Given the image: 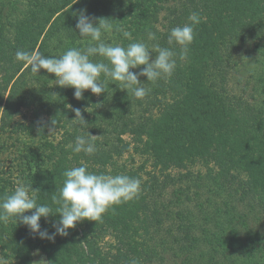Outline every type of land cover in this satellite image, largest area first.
<instances>
[{"label":"trees","instance_id":"obj_1","mask_svg":"<svg viewBox=\"0 0 264 264\" xmlns=\"http://www.w3.org/2000/svg\"><path fill=\"white\" fill-rule=\"evenodd\" d=\"M99 1H92L94 5L90 10L97 12L95 17L112 19L114 25L131 32L133 41L159 43L162 47H168L170 29L188 23L190 13L197 12L201 18L206 16V20L201 21L202 26L214 23L220 37L223 36L225 54L220 55L218 51L211 56L213 63H206L212 66V73L219 76L220 105H229L232 111L237 108L247 110L246 117L253 128L257 131L264 129L263 76L256 79L257 86L252 81L234 80L231 70L236 64L229 63L232 53L238 49L242 54L257 53L261 56L258 62L264 63V3L259 0H105L103 4ZM33 2L36 9L32 16L36 25L23 20L8 35L0 26L1 131L4 134L16 124L18 129L14 132L25 127L30 135L34 130L44 138L46 125L34 127L37 123H33L27 127L18 120V116L24 114L23 108H27L36 116L44 113L51 115L49 123L54 119L55 128L62 129V136H65L58 147H66L70 142L74 145L81 125L71 120L75 118L72 109H80L88 123L83 127L82 134L92 124L88 132L95 136L98 149L95 155L82 153L80 157L95 173L126 174L141 180L135 204H140L142 218L139 222L144 221V224L140 231L131 234L126 230L125 221L102 216L97 221L79 222L75 228L68 230L67 236L56 235L52 241L40 239L23 224L0 222V256L8 259L15 253L18 263L25 264L32 250L41 249L47 254L49 264H131L133 260L139 264H156V261L160 264H189L193 258L209 264H264V202L258 198L262 196V183L254 178L258 175L257 171L252 173L254 163L243 156L241 163H236L232 155L224 156L232 140H223V148L220 142L223 138L220 137L215 140L219 147L216 152L202 153L193 160L205 169L197 174L188 170L176 175L172 173L174 166L188 165L177 158L179 152L173 146L168 145L165 150L156 145L160 136L158 130L171 118L186 88L192 84L191 77L196 68L192 69L189 62L196 47L199 50L200 45L201 49L212 52L208 47V42L211 43L209 37L199 36L195 30L187 59L178 65L172 77L155 84H145L144 87L150 89L148 95L144 99L130 96L126 106L116 93L108 101L94 102L92 105H97L98 111L92 114L94 121H91L90 113L86 112L90 104L88 97L85 98L88 101L78 100L70 88H61L55 82L52 84L55 76L46 70L44 72L48 75L40 73L33 77L30 66L15 58L18 49L32 52L38 48L37 53L56 56L72 46H83L76 29L77 17L71 12L65 11L45 34L44 28L39 30L38 20L44 15V8L55 4L62 7L66 0ZM82 2L86 5L90 1ZM112 7L114 10H111ZM148 30L156 32L157 41H147ZM105 39L107 42L115 40L124 46L131 42L117 32ZM206 60L210 62V58ZM132 71L139 72L140 69ZM28 74L32 76L27 77ZM140 80L147 82L146 77H140ZM113 100L116 103L113 104ZM68 123L69 128L66 127ZM126 132L129 140L123 138ZM178 137L181 142L182 135ZM50 145L52 147L53 144ZM47 150H43L48 152L46 157L42 155L45 162L35 171L29 165L31 161L20 162L18 166L25 165L22 171L27 173L21 175L24 183L38 189V203L49 205L56 213L58 206L52 200L57 191L52 178L55 157L51 153L53 149ZM129 151L140 154L145 163L137 169L121 165L118 157ZM76 155L73 163L78 159L79 154ZM148 161L152 165L150 170L147 169ZM259 162L264 165V160ZM241 165L243 169L238 167ZM244 169H248L247 177H244ZM7 174L5 165L0 164V196L10 194L17 186L7 180ZM188 182L194 183L198 190H193ZM117 211L123 216L121 208ZM58 219V214L47 219L42 217V230L53 233L52 224ZM103 235L113 237L114 242L105 243L112 250L102 246ZM12 246H15L13 253L7 251ZM169 259L170 263H167Z\"/></svg>","mask_w":264,"mask_h":264},{"label":"rangeland","instance_id":"obj_2","mask_svg":"<svg viewBox=\"0 0 264 264\" xmlns=\"http://www.w3.org/2000/svg\"><path fill=\"white\" fill-rule=\"evenodd\" d=\"M82 1L83 0H66L62 7L55 4L54 6L49 5L44 8L42 12L44 15L42 16L41 20H38L40 23L39 30L44 28L45 32H43L45 34L51 24L65 11H68L69 13L71 12L73 15L74 13L81 11V9H86L90 16H95L97 12H94V10L91 11L94 5L92 3L93 0H88V2H90L86 3V5L81 4ZM101 1L104 2L103 4L106 2L105 0H100L99 2ZM259 1L264 3V0ZM34 4L35 2H33V0H0V26L4 28V31L7 35L13 33L15 31V27L23 20H28L30 24L33 22V24L36 25V22H34L32 16L33 11L36 9ZM104 6L108 7L109 5ZM78 7H81V9ZM111 10H114V8L112 7ZM112 12L114 13V11ZM205 17L206 16L202 17V22ZM202 22L195 27V30H197V33L199 32V36L209 37L211 43L208 42V47L212 52L210 53L206 49H201L200 45H198L199 50L196 47V50L193 52L194 54L192 60L189 62V65L192 66V69L196 68V72H194L193 76L191 77L192 84L186 88V93L183 94L180 102H178L179 104H177L176 108L173 110L171 118L168 119V122L165 123L162 129L158 130L160 132V136L158 141H156V145H161V147L165 148V150L168 149V145L173 146L174 149L178 150L179 152L177 158L181 159L186 163V165H188L187 167H178V165L174 166L172 168V173L177 175L179 172L181 173L192 170L194 174H197L201 169L205 168L199 164V162L193 161L195 157L197 159L202 153L211 154L216 152V150L219 148L216 145V138H223L220 141L222 146L223 140L231 139L232 143H229V146L223 155H232V157L236 160V163L242 162L240 160L241 156L246 157L248 161L254 163V166H252L254 167V169H252V173L253 171H257L258 175L254 178H257L262 183V189L260 190L262 192V196H259L258 198L264 202V165L259 162L260 160H264V129L257 131L253 128L251 124L252 122L246 117L247 110H241L240 108H237L232 111L231 106L229 107V105H220V91L219 87H217L219 84V76L213 74L212 66L206 65V63L212 64L213 60L211 56L218 51L220 55L225 54L223 36L220 37L219 29L217 28L216 24L208 23V26L206 25L203 27ZM37 50L38 48L35 49L34 52L37 53ZM231 56L232 57L229 63L232 61L236 64V66H234L231 70V73L235 75L234 80L241 79L245 81H252L253 85L257 86L256 79L261 78V76L264 78V63L258 62V59H260L261 56H258L257 53L254 52H252L251 55H248V53L246 54L245 52L242 54L240 49L235 50ZM208 58H210V62L206 60ZM40 73L45 72L43 69H41L39 75ZM36 75L38 74H34L33 77ZM31 76V74L27 75V77ZM51 83L53 84L54 80H52ZM70 90L74 95L75 89L70 88ZM106 91L107 93H104L100 96L92 94L90 90L84 92V98L82 100L88 101L85 99L86 97L89 99L88 103L90 104L86 108V112L90 113L91 121H94L92 114L98 111L96 108L97 105H92L94 102L103 99L108 101L113 95L118 94L119 99L121 97L120 102L125 103L126 106L128 103L127 101L131 96H128L126 90H121L119 86L116 84H111V82H109ZM115 101L113 100V104ZM23 111L24 114L18 116V120L21 121L23 125L29 127L33 123H39V125L36 124L34 127L40 125H46L47 127L51 126V123H49L51 115L49 113L36 116L35 113L27 110V108H23ZM1 117L2 105H0V164H4L8 170L9 174H7V176L9 178H7V180L11 184L14 185L24 182V179L21 178V175L24 173L22 170L24 169L23 167L25 165L23 164L22 167H19L18 164L20 162L28 163L31 161L29 165L33 171L42 166L44 161L42 155H44L45 158V154L48 153L43 152L45 149H53V152L51 150V153L54 154L55 157L54 164H56V167L53 168L52 166L51 169L53 168L52 178L57 188L56 195H58V190L63 184V172L68 168L79 166L80 164L78 163H81V161L86 163L85 160L80 157L82 153L79 154L78 159L76 158L73 163V159H75L77 155L76 153H73L72 149L69 147L72 142L66 144V147H58L61 139L65 137L62 136V129L55 128L54 132L50 134L48 127L46 129V136L43 138L38 134L37 131L34 130L33 135H30L28 130H26L27 128L25 127L20 128L18 132H14L18 129V127L16 124H13L10 131L3 134L1 131ZM18 126L21 127L22 125L18 124ZM91 126L87 128V131L89 128L91 129L93 127ZM66 127L69 128L70 124L68 123ZM82 131V127L80 129L78 128V135H81ZM178 135H182L181 142ZM123 138L127 140L130 139L127 132L123 135ZM50 144H53L52 147H50ZM230 147L232 148V151H230ZM36 156H38V158H35ZM145 161L146 160L140 154L136 152L133 153V151L126 152L123 156L118 157V162L128 169H137L139 166L145 163ZM238 167L243 169L244 166L241 165ZM147 169H152L150 161H148ZM247 170L248 169H244L243 171V173H245L244 177H247L248 175ZM26 173L27 172H25L24 175ZM197 183L199 182L197 181ZM188 185L192 186L193 190H198L194 183L188 182ZM184 196L185 195L183 194V197ZM205 197L206 194L204 198ZM137 198L138 197L128 203L114 206V209H110L103 216L107 219L111 218L113 220L125 221V223H127L126 226H128L126 230L129 231V233L134 234V231L141 229L142 225L144 224V221L139 222L140 218H142V213L140 204H135ZM119 208L123 210V216L117 211ZM101 240H103L102 246L104 245V249L110 248V246L106 245L105 243L108 242L109 244L114 242L113 237L110 235H103ZM109 250H112V247ZM7 251L15 252V246L8 248ZM29 255L30 257L25 264H49V258L47 254L41 249H34ZM198 259L199 258L195 260V258H193L189 264H200V262L201 264H209L203 263L204 261H199ZM18 262L19 261L15 253H13L12 256H9L8 259L0 256V264H19ZM167 263H170V259ZM147 264L152 263L150 262ZM156 264L160 263L156 261ZM178 264L180 263L178 262Z\"/></svg>","mask_w":264,"mask_h":264},{"label":"clouds","instance_id":"obj_3","mask_svg":"<svg viewBox=\"0 0 264 264\" xmlns=\"http://www.w3.org/2000/svg\"><path fill=\"white\" fill-rule=\"evenodd\" d=\"M74 14L82 47H70L56 56L18 49L15 58L30 66L32 74H39L41 69L54 74L55 85L75 89L74 96L78 100L84 98L87 90L96 96L107 93L109 82L126 90L128 96L144 99L150 91L144 87L145 84L169 79L178 65L187 59L195 38V27L202 19L199 13H190L188 23L170 29L168 47H162L159 43L133 41L131 32L114 25L110 18L90 16L86 9ZM114 32L131 42L126 46L115 40L107 42L105 37H110ZM146 35L147 41L158 39L152 30H148ZM133 69L140 71L134 72ZM140 77H146L147 82L142 83ZM72 110L75 113L72 121L78 122L82 128L88 124L80 109ZM48 127L52 134L55 130L54 119ZM69 147L73 153L87 156L95 155L98 151L95 136L88 131L77 135L74 145L70 144ZM63 177L58 195L52 197L53 203L58 206L56 213L49 205L38 203V189H33L32 184L20 182L13 192L0 196V222L23 224L40 239L54 241L56 235L67 236L68 230L75 228L77 223L97 221L114 206L130 202L141 189L139 178L126 174L95 173L83 161L79 166L65 170ZM56 214L59 219L52 224L55 231L49 233L47 229L42 230L41 218L47 219ZM131 264L139 262L133 260Z\"/></svg>","mask_w":264,"mask_h":264}]
</instances>
